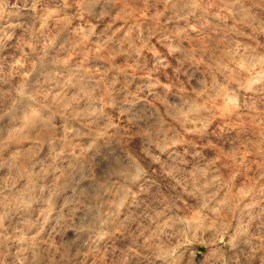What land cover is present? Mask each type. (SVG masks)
<instances>
[{"label": "clouds", "instance_id": "clouds-1", "mask_svg": "<svg viewBox=\"0 0 264 264\" xmlns=\"http://www.w3.org/2000/svg\"><path fill=\"white\" fill-rule=\"evenodd\" d=\"M262 41L264 0H0V264H264Z\"/></svg>", "mask_w": 264, "mask_h": 264}, {"label": "rangeland", "instance_id": "rangeland-1", "mask_svg": "<svg viewBox=\"0 0 264 264\" xmlns=\"http://www.w3.org/2000/svg\"><path fill=\"white\" fill-rule=\"evenodd\" d=\"M128 3H131V0H128ZM55 26V21H53V27ZM264 42V41H262ZM175 62L173 61V64ZM171 74V69L167 70V74ZM166 75L163 77L165 79L166 82ZM248 123L249 126H251V118H248ZM264 167V158H260V157H251L250 158V163H249V167L247 169L244 170L243 175L240 177L239 179V183L237 185V187H242L247 183H250L254 178H255V174L257 169H260ZM264 183V182H262Z\"/></svg>", "mask_w": 264, "mask_h": 264}]
</instances>
